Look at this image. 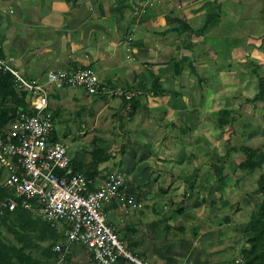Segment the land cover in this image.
Here are the masks:
<instances>
[{
  "label": "crops",
  "instance_id": "1",
  "mask_svg": "<svg viewBox=\"0 0 264 264\" xmlns=\"http://www.w3.org/2000/svg\"><path fill=\"white\" fill-rule=\"evenodd\" d=\"M260 1L0 0V58L24 79L44 83L49 72L78 66L95 71V95L52 88L49 110L54 122L67 115L83 123L92 115L96 121L110 113L116 118L120 141L97 177L118 174L123 186L104 212L128 249L152 264L223 262L198 258L197 243L206 242L198 221L203 196L225 195L239 179L240 168L232 173L220 165L228 135L215 125V115L230 110L235 122L226 130L242 127L232 141L250 138L251 127L237 121L235 108L248 98L245 68L264 64V19L254 6ZM221 62L227 70H220ZM115 90L139 97L133 114ZM51 137L58 142L54 130ZM210 147L225 150L216 156ZM77 155L71 162L84 163ZM216 171L231 178L221 189ZM173 244L186 247L169 254ZM85 249L73 247L72 264L89 263Z\"/></svg>",
  "mask_w": 264,
  "mask_h": 264
},
{
  "label": "built area",
  "instance_id": "2",
  "mask_svg": "<svg viewBox=\"0 0 264 264\" xmlns=\"http://www.w3.org/2000/svg\"><path fill=\"white\" fill-rule=\"evenodd\" d=\"M0 70L11 73L18 93L25 92L27 110L0 129V169L3 187L11 196L0 199V218L17 208L30 211L62 229L65 242L53 252L57 264L65 263L70 247L78 244L90 252L91 264H152L129 250L107 222L106 205L120 198L123 186L118 174L95 179L71 169L68 148L52 140L54 118L49 110L52 88H81L87 95L99 90V80L89 66L71 71H54L44 83L30 82L0 58ZM112 95L132 99V95L115 90ZM232 264H244L236 259Z\"/></svg>",
  "mask_w": 264,
  "mask_h": 264
},
{
  "label": "trees",
  "instance_id": "3",
  "mask_svg": "<svg viewBox=\"0 0 264 264\" xmlns=\"http://www.w3.org/2000/svg\"><path fill=\"white\" fill-rule=\"evenodd\" d=\"M257 68L259 66L254 64L252 72H256ZM14 81L15 78L11 73L0 70V129L12 122L18 112L27 110L25 92L18 93L14 87ZM137 98L139 97H134L125 103V107L129 106L131 114L138 108ZM263 101L264 77H259L257 90L250 102L255 105ZM234 122L235 117H231L230 110L221 109L215 115V125L222 134L228 135L226 154L221 157L220 165L224 166V169L229 168L228 171L232 173L237 168L245 170L248 174L260 171L256 185L257 192L263 199L256 204V209L252 212L244 230L246 240L245 246L240 251V258L244 264H264V152L246 142L231 145L234 132L231 129L226 130V127L232 128ZM231 152L241 153L244 160L240 164L234 163L229 156ZM87 155L90 157L85 158L82 164L72 161L71 169L74 173H80L90 179L97 178L102 171L99 170V166L113 158L110 149L105 147L94 148ZM215 174L220 189L231 182V178L226 177L224 172L216 171ZM4 175V171L0 169V199L11 196V191L2 185ZM107 176L108 173L104 175V177ZM203 201H207L205 196ZM180 212L181 209L177 211V213ZM5 234L11 235V239H7ZM64 242L65 236L62 229L52 228L48 222L30 211L17 208L0 218V264H57V255L53 252V247Z\"/></svg>",
  "mask_w": 264,
  "mask_h": 264
},
{
  "label": "rangeland",
  "instance_id": "4",
  "mask_svg": "<svg viewBox=\"0 0 264 264\" xmlns=\"http://www.w3.org/2000/svg\"><path fill=\"white\" fill-rule=\"evenodd\" d=\"M254 6H257L255 12L259 18L264 19V0H261L258 5L255 4ZM227 40L230 42L231 39L228 37ZM221 64L223 65V62H221ZM253 66L254 64H251L250 68H245L249 69L247 72L250 76V86L246 92L248 98H240V96H237V98H240L241 101L239 108H235L237 121L242 119L244 120L245 126L248 125L247 127H251L249 132L250 138L244 139L243 141H240V139L232 141L231 139L232 144H230L237 145L239 142H246L250 143V145L254 147L260 148L264 152V101L258 102L255 105L250 102L257 90V79L259 77H264V64L257 68L254 73L252 72ZM227 69L228 68L224 65L220 68L222 71ZM241 89L242 88H240L237 92ZM49 103L52 104L51 99H49ZM111 115L112 114L110 113L104 117L99 116L97 121L94 118L95 116L92 115L87 123L79 122L78 120H74L71 115H67V121L54 122V137L60 144L68 148V153L71 157L78 154V157L82 158L84 156V158L87 159L90 157L87 155L90 150L92 151L94 148L104 147L110 149V152L113 153L115 149H117L116 141H120V136L115 138V136L118 135L117 120ZM95 123H97V125ZM247 131L248 130L245 128V132ZM241 132V125L236 123L234 125L235 135L241 134ZM225 148L220 150L224 153ZM220 150L210 147L209 152L212 155L220 156ZM229 156L231 160L233 157V161L238 158L243 159V155L241 153L231 152ZM246 173L247 172L241 168L240 170H236L235 177L239 179L234 182L235 186L234 189L232 188L233 190L231 189L225 195L222 194L224 191H221V196L217 192L219 195L218 197L209 196L207 201H203L205 204L203 205L201 219L198 221V224H200L203 228L201 230L202 232L199 233L197 231V233L200 236H204L202 239H206V242L203 241L200 244L197 243V253L199 254V259L203 258V256H206L205 259L207 260L210 258H216L217 261L222 260V264H229L234 262L236 259H241L240 251L245 246L246 240L244 230L252 212L256 209V204L261 202L263 199L261 194L257 192L256 185L260 171L252 174ZM105 174L106 171H104L103 175ZM209 202L212 203L210 207L208 206ZM116 232L119 234L118 230H116ZM168 232L169 231L166 232V237H171ZM176 234L179 235L180 233L177 232ZM185 234L187 240L192 242L189 245L194 247L196 240L187 232ZM5 235L7 236V239H11V235ZM207 238L211 239L208 240ZM207 240L210 242H207ZM122 242L125 244L124 241ZM167 242H169V240H167ZM184 244H173L167 252L172 254L176 249H180L181 251V246L186 247ZM73 245H71L69 255L63 264L74 263L72 262V258L75 255L73 247L85 249L78 244ZM210 245L211 247H209ZM126 247L128 248L127 245ZM85 250L90 256V252L87 249ZM80 253H84V250H81ZM188 253H190V251ZM90 258L91 256L88 259L89 263ZM79 261L80 260H78V262Z\"/></svg>",
  "mask_w": 264,
  "mask_h": 264
}]
</instances>
